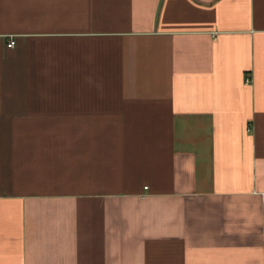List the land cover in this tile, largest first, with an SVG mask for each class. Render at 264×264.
<instances>
[{"label": "crops", "instance_id": "0c3cea01", "mask_svg": "<svg viewBox=\"0 0 264 264\" xmlns=\"http://www.w3.org/2000/svg\"><path fill=\"white\" fill-rule=\"evenodd\" d=\"M0 264H264V0H0Z\"/></svg>", "mask_w": 264, "mask_h": 264}, {"label": "built area", "instance_id": "2783aa9c", "mask_svg": "<svg viewBox=\"0 0 264 264\" xmlns=\"http://www.w3.org/2000/svg\"><path fill=\"white\" fill-rule=\"evenodd\" d=\"M16 45V40L15 39H11L9 42H8V47H14Z\"/></svg>", "mask_w": 264, "mask_h": 264}, {"label": "trees", "instance_id": "16d2710c", "mask_svg": "<svg viewBox=\"0 0 264 264\" xmlns=\"http://www.w3.org/2000/svg\"><path fill=\"white\" fill-rule=\"evenodd\" d=\"M16 44H17V40H16Z\"/></svg>", "mask_w": 264, "mask_h": 264}]
</instances>
